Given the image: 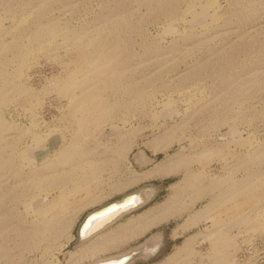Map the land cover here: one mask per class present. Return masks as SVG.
<instances>
[{
	"label": "rangeland",
	"instance_id": "obj_1",
	"mask_svg": "<svg viewBox=\"0 0 264 264\" xmlns=\"http://www.w3.org/2000/svg\"><path fill=\"white\" fill-rule=\"evenodd\" d=\"M165 178L134 264H264V0H0V264L120 254L78 224Z\"/></svg>",
	"mask_w": 264,
	"mask_h": 264
},
{
	"label": "crops",
	"instance_id": "obj_2",
	"mask_svg": "<svg viewBox=\"0 0 264 264\" xmlns=\"http://www.w3.org/2000/svg\"><path fill=\"white\" fill-rule=\"evenodd\" d=\"M153 162H154V160L151 159L149 156H147L145 153H144V155L138 153V154H136L135 159H134V156L132 158V163L136 164V165L146 164V166H151V164H153ZM171 184H172V182H168V178H165V179L161 180L160 182H157L156 180H151L148 183L141 185L140 188H146L147 190L151 189L153 191V195L151 196V198L143 206H141L137 210L131 211V212L121 216L116 222H114L104 232H102L99 235L94 236L91 239L85 241L83 246H87L93 242L95 243L96 241L101 244L102 241L104 239L106 240V238L108 236H112L111 231H113V241L110 245L120 249L121 251L118 253H123L126 250L135 247L137 245V244L134 245L135 239H140V238L144 237L140 243H142L144 241L150 242V240L152 239V236L155 234L154 233L147 234V233H148V231L155 228V226L150 227V229L149 228L146 229V228H147V226H149V224L152 221L155 220V217H154L155 213L147 214V211L149 210V206L154 203L155 195L160 190L159 186L163 185L161 187L163 188V190H165ZM131 191H134V189L128 191L127 193H129ZM125 194H123V195H125ZM79 224H78V226H79ZM78 226H77V228H78ZM158 227L161 228L162 231L167 232V239H169L170 241L173 240L171 238L173 230H171L167 226H165V227L158 226ZM142 229H144V231L141 232ZM162 240H161V243H162ZM76 241H77V237H76V231H75L74 245L77 244ZM161 243H160V248L162 247ZM104 246H107V245L104 244ZM114 254H116V253H114ZM90 261H92V259H90ZM89 262H87V263H89ZM134 262H136V261H133L130 264H134Z\"/></svg>",
	"mask_w": 264,
	"mask_h": 264
},
{
	"label": "water",
	"instance_id": "obj_3",
	"mask_svg": "<svg viewBox=\"0 0 264 264\" xmlns=\"http://www.w3.org/2000/svg\"><path fill=\"white\" fill-rule=\"evenodd\" d=\"M147 190L146 188H140V189H136L134 191H131L129 193H127L126 195H122L120 197L119 200L113 201L110 204L102 207V208H98L95 211L92 210V212L90 211V213H87L83 219L81 220L77 230H76V237H77V241L76 243L85 241V239L83 236L84 233V229L87 227V225H89V223L98 218V217H102L103 215H106L107 213L116 211L121 209L122 211H125V209L130 208V210L126 213H124L123 215L137 210L138 208H140L141 206H143L146 202H143L141 204V201L138 200L139 198V194H141L143 191ZM138 205L137 208H135ZM122 215V216H123ZM121 217V216H120ZM161 243V240H160ZM160 243L158 248L155 251H150V243L148 241H144L141 244L133 247L134 249L128 251L127 253H125L123 256L119 257L117 260L113 261H107V262H97V263H93V264H130L133 261H136L140 258H151L153 256H155L159 251H160ZM147 244V245H145ZM147 246V247H145Z\"/></svg>",
	"mask_w": 264,
	"mask_h": 264
},
{
	"label": "bare ground",
	"instance_id": "obj_4",
	"mask_svg": "<svg viewBox=\"0 0 264 264\" xmlns=\"http://www.w3.org/2000/svg\"><path fill=\"white\" fill-rule=\"evenodd\" d=\"M152 195H153V191L151 189L145 190L141 194H139L138 200L141 201V204H142L143 202L148 201ZM111 202H113V201H111ZM111 202H108V203H106V204H104L98 208H102V207L110 204ZM137 207H138V205L135 208H137ZM98 208H96V209H98ZM96 209H94L93 211H95ZM129 210H130V208L125 209V211H122L121 209H119V210L107 213L106 215H103L102 217H98V218L92 220L89 223V225H87V227L84 229L83 236H84V238H87V239H85V241H87V240L91 239L92 237H94V236L100 234L101 232L105 231L114 222H116L120 218V216H122L124 213L128 212ZM85 241L79 242L76 245L80 246V245L84 244ZM149 243H150V245H149L150 251H155L158 248L159 243H160L159 235H157V234L153 235L152 239L150 240ZM145 245H147V244H145ZM145 247H147V246H145ZM132 249H134V248H130V249H128L125 252L120 253V254H115V255H111V256H107V257L95 260L89 264H93V263H97V262H107V261H111V260L115 261L119 257L123 256L125 253H127L128 251H130Z\"/></svg>",
	"mask_w": 264,
	"mask_h": 264
},
{
	"label": "trees",
	"instance_id": "obj_5",
	"mask_svg": "<svg viewBox=\"0 0 264 264\" xmlns=\"http://www.w3.org/2000/svg\"><path fill=\"white\" fill-rule=\"evenodd\" d=\"M168 182H171V180H168Z\"/></svg>",
	"mask_w": 264,
	"mask_h": 264
}]
</instances>
